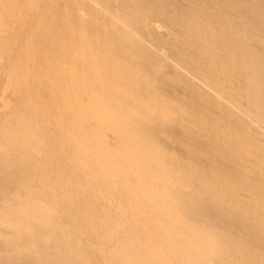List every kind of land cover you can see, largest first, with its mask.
<instances>
[{
    "label": "bare ground",
    "instance_id": "bare-ground-1",
    "mask_svg": "<svg viewBox=\"0 0 264 264\" xmlns=\"http://www.w3.org/2000/svg\"><path fill=\"white\" fill-rule=\"evenodd\" d=\"M0 264H264V0H0Z\"/></svg>",
    "mask_w": 264,
    "mask_h": 264
}]
</instances>
